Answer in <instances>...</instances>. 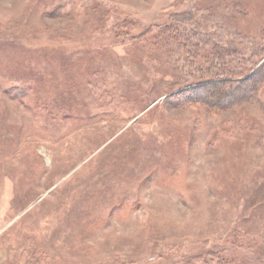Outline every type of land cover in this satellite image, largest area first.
<instances>
[{
    "label": "rangeland",
    "instance_id": "obj_1",
    "mask_svg": "<svg viewBox=\"0 0 264 264\" xmlns=\"http://www.w3.org/2000/svg\"><path fill=\"white\" fill-rule=\"evenodd\" d=\"M264 0H0V264H264Z\"/></svg>",
    "mask_w": 264,
    "mask_h": 264
},
{
    "label": "trees",
    "instance_id": "obj_2",
    "mask_svg": "<svg viewBox=\"0 0 264 264\" xmlns=\"http://www.w3.org/2000/svg\"><path fill=\"white\" fill-rule=\"evenodd\" d=\"M260 49H264V46H262Z\"/></svg>",
    "mask_w": 264,
    "mask_h": 264
}]
</instances>
